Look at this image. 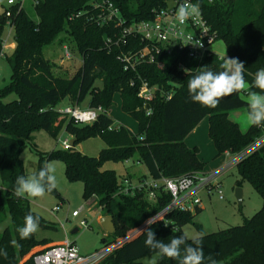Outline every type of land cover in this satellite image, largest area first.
I'll list each match as a JSON object with an SVG mask.
<instances>
[{
  "label": "trees",
  "instance_id": "trees-1",
  "mask_svg": "<svg viewBox=\"0 0 264 264\" xmlns=\"http://www.w3.org/2000/svg\"><path fill=\"white\" fill-rule=\"evenodd\" d=\"M90 1L38 0L34 7L21 10L13 7L9 21L15 46L9 56L5 53L1 56L2 32L7 18L3 11L0 13V58H6L11 70L8 84L0 89V222L9 220L0 234V249L7 253L0 256V264H34L33 256L50 243L46 239H37L35 233L20 239L16 231L23 225L25 215L37 214L30 209L28 199L17 197L13 192L16 178L26 177L19 153L35 131L45 130L56 137L64 129L72 137V144L67 149L40 154L35 173L50 159L64 163L66 178L82 183L83 201L96 203L102 216L112 219L115 231L110 241L102 237L103 247L128 237L171 200L165 191H160L152 201L143 192L120 191L124 176L115 170L103 169L106 161L142 164L147 173L135 181L176 178L202 172L203 163L197 148L187 147L184 139L205 117L208 119V136L218 155L239 154L263 133L264 125L250 124L246 131H241L238 124L228 118V113L237 109L248 112L245 96L250 91H260L250 85L256 70L264 68V0H194L217 40L225 44L227 57L244 62L245 81L249 85L221 98L215 108L191 101L187 83L191 74L202 69L221 70L222 58L210 54L200 61H192L173 53L158 58L162 67L147 62L135 70H124L118 57L121 53L138 50L143 43L130 38L119 46H104L105 37L111 32L109 28L87 20ZM111 1L129 21L150 19L152 10L166 6L164 0ZM79 12L81 14L75 17ZM59 34H64L75 44L82 58L79 68L68 79L54 76V64L42 52L43 47ZM178 64L185 69H178ZM142 80L159 89L146 105L137 95ZM114 93L120 94L121 110L136 120L138 134L121 125L113 126L108 109ZM167 93H170L169 98ZM10 94H15L16 98L3 103L2 99ZM64 98L75 107L88 98V107H100L101 112L90 124H75L72 119L61 118L55 108ZM147 110H150L148 114ZM90 136H99L105 143L94 157L76 149L80 139ZM235 166L239 176L235 185L240 188L243 181H248L261 197L262 205L242 225L199 235L205 257L203 264H264V143ZM199 210H174L154 220L97 264H141L139 259L157 253L144 246L145 228L151 227L157 240L168 243L173 236L182 233L181 227L192 221ZM39 217V227L48 226ZM186 243L191 244V238ZM157 264H178V261L157 257Z\"/></svg>",
  "mask_w": 264,
  "mask_h": 264
},
{
  "label": "rangeland",
  "instance_id": "rangeland-1",
  "mask_svg": "<svg viewBox=\"0 0 264 264\" xmlns=\"http://www.w3.org/2000/svg\"><path fill=\"white\" fill-rule=\"evenodd\" d=\"M7 0H0V13L6 7ZM7 38V43L2 51L5 56H9L15 46L13 32L7 27L3 29L2 39ZM64 34H59L55 40L43 47V55L53 64V74L57 78L68 79L79 68L81 64V55L77 51L75 44L66 38ZM64 47H67L71 54V59L64 57ZM212 50L221 58L227 57L225 44L221 40H216L212 45ZM228 58V57H227ZM11 70L5 57L0 58V89L8 84ZM248 96V95H247ZM247 96L245 99L247 100ZM16 98L15 94H10L2 99L3 103H8ZM66 107L74 108L75 105L67 98L62 99L56 106V109ZM88 107V98H86L79 108ZM248 112L246 109H237L229 111L228 118L237 123L241 131H246L249 123L246 120ZM108 115L113 120V126H124L133 134H138V124L129 114L121 110V97L119 93L112 96V104L108 109ZM62 116L61 118H63ZM66 118V117H64ZM59 120V118H58ZM208 119H202L195 128L185 137L184 142L191 148L198 150V156L202 159L203 172L217 169L222 165L223 160L229 158L226 153L218 155L216 149L208 136ZM72 139L64 129H61L56 137H53L45 130H38L32 134V138L20 151L19 156L24 165L26 177L35 174V167L40 154H48L52 151L61 150V141ZM186 145V146H187ZM105 147V143L99 136H90L80 139L76 143V149L87 156H97L100 150ZM46 163H52L56 167L57 187L52 192H45L42 197L27 198L30 209L40 215L47 223L46 227H39L35 232L37 239H46L50 244H63L65 239L73 242L82 255H90L103 248L102 237L106 241L111 240V234H106L99 224V218L102 217L100 208L96 203L87 204L82 199V183L79 181H69L65 176L64 163L58 159H50ZM132 165V161L124 163L106 161L102 168L115 170L118 175H123L125 168ZM146 172L145 167L134 163L131 167L133 176H139ZM134 178V177H133ZM239 180L236 166L224 171L218 177L220 190L223 199H219L217 192L211 194L201 191V209L194 215L192 221L185 223L181 227L182 233H187L189 238L199 236L203 233L217 232L230 226L242 225L247 218L252 217L262 205V199L254 190L248 181H243L240 188L242 190V202L239 204L235 197L236 181ZM80 211L77 217L71 216L72 211ZM86 220L82 224V221ZM9 220L0 222V234L8 226ZM200 226L201 230H198ZM78 229L72 233V230ZM158 254L153 253L139 259L141 264H151L152 259L157 258ZM21 264V262H20ZM127 264V263H123Z\"/></svg>",
  "mask_w": 264,
  "mask_h": 264
},
{
  "label": "built area",
  "instance_id": "built-area-1",
  "mask_svg": "<svg viewBox=\"0 0 264 264\" xmlns=\"http://www.w3.org/2000/svg\"><path fill=\"white\" fill-rule=\"evenodd\" d=\"M164 2L166 3L164 8L152 10L153 16L150 19H132L129 21L111 0H91L89 2L90 8L86 10L89 12L87 20L97 26L110 29L111 35L105 37L104 41L106 47L125 44L130 38L138 39L143 43V46L138 50L126 54L121 53L118 57L123 62L124 70H135L138 65L147 62L157 63L158 66L162 67V62L158 58L162 55L170 56L173 53L182 54L192 61H200L206 55L216 54L211 47L216 42L217 36L204 19L200 8V14L189 18L184 24H180L175 19L178 7L182 4H196L194 0H164ZM37 4L38 0H7L6 7L3 9L4 16L7 18L5 27L12 32L9 18L13 7L21 10L28 6L34 7ZM80 14L79 12L74 16L78 17ZM7 38L8 36L5 40L2 39V48L5 47ZM3 55L4 52L2 51L1 56ZM64 57L66 60L72 57L67 47H64ZM178 69H185V67L178 64ZM158 90V87L149 86L146 81L142 80L137 95L146 105V102L151 100ZM166 96L169 98L170 93H167ZM57 112L61 117L72 119L75 124L84 125L94 122L101 112V108L66 107L58 109ZM149 112L150 110H147V114ZM263 143L264 128L259 138L241 153L234 154L230 161L219 170L210 173L198 172L176 178H144L140 181H134L130 177L124 176L120 181V191L125 193L130 191L143 192L150 201L154 200L160 191L168 192L171 196L170 202L150 219L152 222L158 218H163L174 210L194 212L200 207L199 193L201 191L206 192V194L216 191L218 198L223 199L218 181L220 174L229 167L235 166L246 154L257 149ZM61 145L62 148L67 149L70 142L68 139H63ZM226 154L229 153L226 152ZM82 209L83 207H80L78 210L72 211L71 216L77 217ZM85 222L86 220L82 221V224ZM146 225L148 224L146 223L139 229ZM123 240L103 247L90 255H82L77 246L66 239L63 244H51L42 252L35 254L33 262L34 264H97L123 243Z\"/></svg>",
  "mask_w": 264,
  "mask_h": 264
},
{
  "label": "clouds",
  "instance_id": "clouds-1",
  "mask_svg": "<svg viewBox=\"0 0 264 264\" xmlns=\"http://www.w3.org/2000/svg\"><path fill=\"white\" fill-rule=\"evenodd\" d=\"M199 6L197 4L178 7L175 19L184 24L186 20L193 16H198ZM221 70L202 69L199 72L191 74L187 83V92L191 101L208 108H215L221 98L228 97L234 92H239L249 85L245 81L244 62L238 58H227L223 56ZM251 88L259 89V93L250 91L247 96L248 114L246 120L254 126L264 125V68H259L253 74ZM56 167L52 163H46L37 173L25 177L18 176L15 180L14 195L21 198H36L45 195V192H51L57 187V177L55 175ZM40 217L31 212L24 216L23 225L17 227L16 231L20 239H27L39 228ZM151 225L149 219L146 222ZM144 246L150 250H156L158 258H171L178 261V264H203L205 259L201 246L202 237H191V244L186 243L189 240L187 233H181L168 242L164 243L155 238L151 227L144 230ZM15 244V241L12 242ZM183 246V247H182ZM7 253L0 249V256H6ZM151 264H157V258L152 259Z\"/></svg>",
  "mask_w": 264,
  "mask_h": 264
},
{
  "label": "water",
  "instance_id": "water-1",
  "mask_svg": "<svg viewBox=\"0 0 264 264\" xmlns=\"http://www.w3.org/2000/svg\"><path fill=\"white\" fill-rule=\"evenodd\" d=\"M72 144V141H70V145ZM235 197L237 202L240 204L242 202V190L241 188L237 187L235 189ZM99 224L102 227V229L105 231L106 234H113L115 231L114 228V224L112 222V219L110 216H102L99 218ZM140 231V229L136 230L135 232H133L132 234H130L128 237L124 238L123 241L128 240L129 238H131L134 234L138 233ZM77 232V229L75 228L74 230H72V233Z\"/></svg>",
  "mask_w": 264,
  "mask_h": 264
},
{
  "label": "crops",
  "instance_id": "crops-1",
  "mask_svg": "<svg viewBox=\"0 0 264 264\" xmlns=\"http://www.w3.org/2000/svg\"><path fill=\"white\" fill-rule=\"evenodd\" d=\"M207 129H208V124H207ZM185 143V145H187L186 144V142H184ZM195 146V145H194ZM187 147H189L188 145H187ZM190 148V147H189ZM227 155V157L229 156V158L228 159H226V160H223V163H222V165H220L217 169H213V170H209V171H207V172H203L202 171V173H210V172H213V171H216V170H219V169H221L222 167H224L229 161H230V159L232 158V154H226ZM199 157V156H198ZM199 159L200 160H202L200 157H199ZM134 163L132 162V165H133ZM137 165H140V164H138V163H136ZM132 165H130V166H127L126 168H125V172H124V174L122 175V176H127V177H130L132 180H138V178L141 176H144L147 172H144V173H142L141 175H139V176H133V174L131 173V167H132ZM232 167V166H231ZM231 167H229L228 169H230ZM146 170V169H145ZM227 170V169H226ZM225 170V171H226ZM134 177V178H133ZM200 200H201V198H200ZM201 205H202V201H201V204H200V209H201ZM77 231H78V229H77ZM66 240V239H65ZM49 245H51L50 243H49Z\"/></svg>",
  "mask_w": 264,
  "mask_h": 264
}]
</instances>
